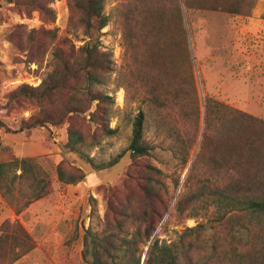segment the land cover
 <instances>
[{
  "label": "trees",
  "instance_id": "trees-1",
  "mask_svg": "<svg viewBox=\"0 0 264 264\" xmlns=\"http://www.w3.org/2000/svg\"><path fill=\"white\" fill-rule=\"evenodd\" d=\"M16 7L30 8L53 22L49 7L53 0H7ZM68 32L81 29L86 42L76 48L54 30H40L54 43L49 70L37 87L19 85L6 98L7 109L19 101L30 102L37 113L29 122L12 130L0 120L5 133H21L36 127H60L67 121L89 123L106 136L115 134L108 126L114 99L106 91L112 54L103 50L101 31L109 24L105 14L108 0H67ZM258 0H129L120 3L116 23L121 33L123 68L118 82L127 88L128 72L143 80L139 102L148 108L153 127L166 133L175 144V159L183 180V192L164 204L167 193L159 180L161 170L142 164L140 174L127 173L126 183L136 187L137 196L114 213L110 201L103 234L85 238L88 264H142L136 252L147 246L144 264H264V122L210 98H200L186 33L189 11L221 12L248 17ZM49 17V18H48ZM264 19V13L262 15ZM31 40L33 38L30 36ZM174 54L171 79L157 66ZM176 73L178 76L176 77ZM147 114L138 111L132 119L131 138L125 151L131 160L150 155L145 143ZM198 151L193 159V151ZM87 141L70 129L63 146L93 166L85 155ZM116 156L109 167L125 154ZM62 184H78L87 177L82 171L67 173L56 167ZM52 181L34 159L0 160V195L15 210L23 212L34 201L47 197ZM194 185V186H193ZM159 207V208H158ZM168 217L179 221L202 219L193 227L175 231L161 241L157 229L167 232ZM34 244L17 223H3L0 234V264H13L29 254Z\"/></svg>",
  "mask_w": 264,
  "mask_h": 264
},
{
  "label": "rangeland",
  "instance_id": "rangeland-1",
  "mask_svg": "<svg viewBox=\"0 0 264 264\" xmlns=\"http://www.w3.org/2000/svg\"><path fill=\"white\" fill-rule=\"evenodd\" d=\"M129 0H108L105 14L109 24L101 31L99 41L102 49L112 54L113 72L108 79L106 91L114 99L108 126L115 130L112 136L89 123L67 121L60 127H36L21 133H5L0 129V160L34 159L52 181L47 197L34 201L23 212L15 210L0 195V234L3 223H17L30 236L34 248L13 264H88L85 253L88 233L103 234L106 219L113 217L107 208L110 201L114 213L122 210L127 201L137 196V190L126 183V174H140L142 164H152L161 170L159 180L167 193L162 195L166 204L183 192V180L174 189L173 179L181 174L175 159L176 147L170 137L151 125L148 108L139 102L143 80L128 72L127 90L118 82L123 68L121 33L116 23L117 8ZM54 21H44L34 10L16 7L7 0H0V120L10 129L16 130L22 123L29 122L37 113V107L19 101L7 109V96L21 84L37 87L49 70L50 52L53 42L48 35L38 32L54 30L57 37H67L76 47L87 40L81 29L71 35L68 32L70 16L67 0H53ZM264 0H258L250 16H233L221 12L189 11L185 17L190 55L201 100L210 98L237 111L264 122ZM49 18V17H48ZM30 36L33 38L31 40ZM174 54L156 69L171 79L175 73ZM178 73H176V77ZM138 111L147 114L144 140L150 147V155L137 160L138 166L130 167L131 160L125 153L131 138L132 119ZM70 129L76 130L87 141L85 155L92 159L89 165L77 154L67 152L63 146L68 141ZM193 151V159L198 151ZM119 162L109 164L121 153ZM71 174L82 171L87 175L78 184H62L57 179L56 167ZM194 186V185H193ZM159 208V207H158ZM166 218V217H165ZM168 217L163 220L165 222ZM202 219L177 218L168 220L167 232L157 229L161 241H169L175 231L193 227ZM147 246L136 252L143 260Z\"/></svg>",
  "mask_w": 264,
  "mask_h": 264
},
{
  "label": "water",
  "instance_id": "water-1",
  "mask_svg": "<svg viewBox=\"0 0 264 264\" xmlns=\"http://www.w3.org/2000/svg\"><path fill=\"white\" fill-rule=\"evenodd\" d=\"M145 257H146V255L144 256V258H143V260H142V264H144Z\"/></svg>",
  "mask_w": 264,
  "mask_h": 264
}]
</instances>
